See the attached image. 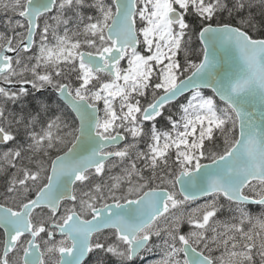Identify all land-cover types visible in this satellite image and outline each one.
Returning a JSON list of instances; mask_svg holds the SVG:
<instances>
[{
  "label": "snow or ice",
  "instance_id": "1",
  "mask_svg": "<svg viewBox=\"0 0 264 264\" xmlns=\"http://www.w3.org/2000/svg\"><path fill=\"white\" fill-rule=\"evenodd\" d=\"M0 12V264H264V0Z\"/></svg>",
  "mask_w": 264,
  "mask_h": 264
},
{
  "label": "rangeland",
  "instance_id": "2",
  "mask_svg": "<svg viewBox=\"0 0 264 264\" xmlns=\"http://www.w3.org/2000/svg\"><path fill=\"white\" fill-rule=\"evenodd\" d=\"M106 2H110V0H106ZM5 18V14L3 12H0V21H2ZM0 31H4L2 25H0ZM3 149H0V151H2ZM206 198L197 200L195 203L191 204L190 207H195L196 204H201L205 202ZM257 216L260 215L256 214ZM159 259V256L156 254H146L141 260H139L141 262V264H155V261Z\"/></svg>",
  "mask_w": 264,
  "mask_h": 264
},
{
  "label": "trees",
  "instance_id": "3",
  "mask_svg": "<svg viewBox=\"0 0 264 264\" xmlns=\"http://www.w3.org/2000/svg\"><path fill=\"white\" fill-rule=\"evenodd\" d=\"M194 58H195V57H193V59H194ZM180 59H181V61H183V54H181ZM49 92H50V90H49L48 92H46L44 95H45V96H48ZM204 92H206V93H208V94H211L210 91H204ZM37 95H38V94H37ZM41 98L43 99L44 97H41ZM53 99H54V97H53ZM180 100L182 101L183 98L180 99ZM9 107L11 108V107H15V106H13V105H9ZM141 147H143V145H141ZM3 179H4L3 175H0V181H2ZM252 212H253L254 215L260 213V212H259V209H258L257 206H252ZM220 219H221V220H228V219H230L227 210H224V211H222V212L220 213ZM137 264H141V262L138 260V261H137Z\"/></svg>",
  "mask_w": 264,
  "mask_h": 264
},
{
  "label": "water",
  "instance_id": "4",
  "mask_svg": "<svg viewBox=\"0 0 264 264\" xmlns=\"http://www.w3.org/2000/svg\"><path fill=\"white\" fill-rule=\"evenodd\" d=\"M26 87H28L29 89H30V85H26ZM204 90H209V91H211L210 89H204ZM188 93H185V96L187 95ZM182 98V97H181ZM181 98H179V99H181ZM70 110V109H69ZM74 115V114H73ZM201 199H203V198H201ZM200 200V199H199Z\"/></svg>",
  "mask_w": 264,
  "mask_h": 264
}]
</instances>
